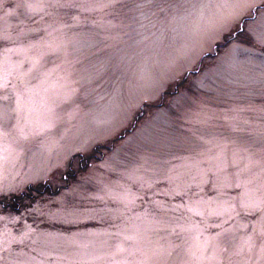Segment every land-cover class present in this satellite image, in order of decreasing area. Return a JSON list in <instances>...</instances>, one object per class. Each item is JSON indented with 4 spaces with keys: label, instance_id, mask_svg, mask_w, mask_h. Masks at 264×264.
I'll return each mask as SVG.
<instances>
[{
    "label": "snow or ice",
    "instance_id": "snow-or-ice-1",
    "mask_svg": "<svg viewBox=\"0 0 264 264\" xmlns=\"http://www.w3.org/2000/svg\"><path fill=\"white\" fill-rule=\"evenodd\" d=\"M0 264H264V0H0Z\"/></svg>",
    "mask_w": 264,
    "mask_h": 264
},
{
    "label": "rangeland",
    "instance_id": "rangeland-1",
    "mask_svg": "<svg viewBox=\"0 0 264 264\" xmlns=\"http://www.w3.org/2000/svg\"><path fill=\"white\" fill-rule=\"evenodd\" d=\"M190 39V38H189ZM184 40H178V46L179 44L184 43ZM161 61L165 60V57L162 55L160 57ZM108 75H111L110 73ZM179 83V81H173L170 83L169 87L174 88L176 84ZM101 93L103 94V90H101ZM101 104L104 103V101L100 102ZM155 103L156 101H149L146 97H140L139 95L130 96L127 93V90L125 89L124 95L120 98L119 104L121 106L130 108L137 117H146L148 115V112L155 110ZM128 131H131L129 128ZM46 195H51V192H46Z\"/></svg>",
    "mask_w": 264,
    "mask_h": 264
}]
</instances>
